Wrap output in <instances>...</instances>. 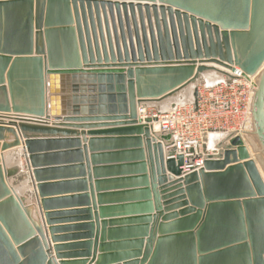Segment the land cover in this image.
Listing matches in <instances>:
<instances>
[{"label":"water","instance_id":"95a60500","mask_svg":"<svg viewBox=\"0 0 264 264\" xmlns=\"http://www.w3.org/2000/svg\"><path fill=\"white\" fill-rule=\"evenodd\" d=\"M235 69L258 74L257 160L230 135L181 174L138 109ZM95 126L108 129L78 139ZM21 145L27 207L2 155ZM60 157L74 162L45 166ZM76 184L83 195L53 199ZM78 198L86 209L53 208ZM0 264H264V0H0Z\"/></svg>","mask_w":264,"mask_h":264},{"label":"built area","instance_id":"2783aa9c","mask_svg":"<svg viewBox=\"0 0 264 264\" xmlns=\"http://www.w3.org/2000/svg\"><path fill=\"white\" fill-rule=\"evenodd\" d=\"M213 84L202 83L196 87V98L160 111L147 104L138 109L140 118L149 120L155 133L168 137L166 151H172L167 159L178 161L181 174L203 167L208 156H214L216 146L226 137L240 136L251 117L252 102L257 76H243L241 71H227ZM221 139L209 149L208 138Z\"/></svg>","mask_w":264,"mask_h":264},{"label":"crops","instance_id":"0c3cea01","mask_svg":"<svg viewBox=\"0 0 264 264\" xmlns=\"http://www.w3.org/2000/svg\"><path fill=\"white\" fill-rule=\"evenodd\" d=\"M203 78H201L198 81L197 85L205 83ZM183 91H184V89L182 91H180V92H183ZM178 98L179 99L182 98V100H184L183 96L181 97V94H180V96ZM183 102H186V101H183ZM176 103L174 101L171 104V108L173 106L177 105ZM150 105H154L157 108L161 107V104H159V103H152ZM52 122H53V118H50L49 123H52ZM78 125H81V124H78ZM85 125H87V124H85ZM91 125H95V124H91ZM88 127H91V126H88ZM102 129H108V128H98V127L95 126V127L87 128V129H78L76 131L78 132V134H80L79 135L80 137L78 139L82 142L84 138L86 140L91 139L90 137L87 136L88 133H90L92 131H101ZM82 135H84V136H82ZM46 137H54V136H46ZM62 137L63 136H61V135H56L55 138H52V139H57V138H62ZM5 139L9 143V142H11L14 139V137L7 135V137ZM97 139H102V138H97ZM165 142H167V140ZM102 144L103 143H99V142H97L95 144L97 147H99V146L101 147V148H97L95 150V151H98L99 154L101 153V151H109V150H112L115 147H117L115 145V146L107 149V148H102ZM83 146H85L87 148V156H88V160H89L90 153H89V149H88V144H82V147ZM63 148H68V146L46 145L40 150V152H43V153H54V151H61V152L62 151H64V152L71 151V149H63ZM22 149H23V146L21 145L18 148H14V149H11L9 151H6V152L2 153V155L4 157L5 168L8 171H12L13 172V175L9 178L8 183L14 189L16 195L19 198H21L22 200L25 199L24 205L27 207V205H29V204L33 205L34 202L30 201L29 197H28V193H31L32 188H31V185H30L29 180H28L27 170L25 169V166H24V163H23ZM56 153H59V152H56ZM104 153H106V152H104ZM73 162H74V160L72 158H70V157H66V158L65 157H60L59 159H48V161L46 162L45 166L64 167V165H70ZM104 164L105 163H99L98 165H104ZM58 175H61V176L57 177L56 180H60L57 183L71 181L70 178L76 176L74 171H70V172H66L65 174H58ZM51 179H55V178H51ZM93 181H92V183H93ZM88 186H89V183H88ZM82 191H83V188L79 184H76V185H64L62 187L61 191L55 193V194H57V197H54L53 199L63 198V197L68 198V197H72V196H75V195H83ZM89 193H90V190L88 189L87 195H88V198H89L88 199L89 200V206H91L90 208H92L93 203H92L91 197L89 196ZM95 195H96V193H95ZM77 197H80V196H77ZM94 201H95V205L98 204V201H97L96 197H95ZM85 203L86 202H85L84 199L78 198L77 200L65 201L64 205L56 206V207H53V208L60 209L59 212L82 211V210L86 209L85 208L86 207ZM94 214H95V212L91 213L92 218H94ZM63 217L68 218V219L59 221V222H61V223H59L60 227H65L66 225H80V224L85 223V221H86L85 220L86 219V214L85 213H77V214H74V215H67V216H63ZM97 218L100 219L99 214H97ZM99 221L101 222L102 220H99ZM104 221H106V220H104ZM66 223H74V224H66ZM82 233H84V232H76V233L62 232L58 236L64 237V236H71V235H82ZM50 244H51L52 247L54 246L53 243H50ZM54 256L55 255L53 253L52 257H54Z\"/></svg>","mask_w":264,"mask_h":264},{"label":"bare ground","instance_id":"6f19581e","mask_svg":"<svg viewBox=\"0 0 264 264\" xmlns=\"http://www.w3.org/2000/svg\"><path fill=\"white\" fill-rule=\"evenodd\" d=\"M221 76H222V74H220V73H218V72H215V71H207V72H205V73H203L202 74V76L200 77V79L201 78H203L204 79V81H205V83L206 84H213L214 82H216V81H218L219 79H221ZM256 76H257V84H258V74H256ZM199 79V80H200ZM198 80V81H199ZM194 87H196V85L195 84H193V85H191L190 87H187L186 89L184 88V91L183 92H180V91H178L177 93H178V95H177V93H175V94H173V95H171V96H169V97H167V98H165V99H163V100H161V101H159L158 103L159 104H166L165 106H170V108H171V104L175 101V103L177 102L178 104H181L180 102H182L183 103V101H185V100H190V101H192V98L193 97H191L192 95H193V91H194ZM256 87H257V85H256ZM182 91V90H181ZM185 93V94H184ZM180 94H181V97L183 96V98L185 99V100H183L182 101V98L181 99H179L178 97L180 96ZM184 94V95H183ZM167 99V100H166ZM169 103H167L166 101ZM163 101V102H162ZM153 103H156V102H153ZM176 103V104H177ZM150 104H152V103H150ZM168 104V105H167ZM164 106V107H165ZM162 108V107H161ZM169 108V107H168ZM163 109V108H162ZM168 110V109H167ZM251 125V126H250ZM250 129H253V119H252V117H250L249 119H248V121H247V124H246V127H245V130H244V133H251L249 130ZM251 135V134H250ZM221 138L220 137H218V136H216V135H211V136H209V138H208V147H209V149H212L215 145H216V143H217V141L218 140H220ZM213 149H218V146H216V148H213Z\"/></svg>","mask_w":264,"mask_h":264},{"label":"rangeland","instance_id":"374dc122","mask_svg":"<svg viewBox=\"0 0 264 264\" xmlns=\"http://www.w3.org/2000/svg\"><path fill=\"white\" fill-rule=\"evenodd\" d=\"M198 84V82L195 84V85H197ZM190 87V86H189ZM195 88V87H194ZM177 95H178V93H177ZM191 97H193V95L191 96ZM185 100V99H184ZM164 101V100H163ZM162 101V102H163ZM183 101V100H182ZM185 101H188V102H190V100L188 99V100H185ZM156 103H158V102H156ZM168 103V102H167ZM180 103H182V102H180ZM169 104V103H168ZM167 104V105H168ZM178 104V103H177ZM166 104H162L161 103V107L163 108H161V107H158V109L160 110V111H163V110H167V109H170V106H165ZM165 106V107H164ZM251 126V125H250ZM250 132L251 131H254V129H250L249 130ZM242 137L243 138H245V144H246V146H247V148H248V150H249V152H250V154H251V156L254 158V159H256L257 160V155H258V153L257 152H255V148H259V144H258V142H257V140H256V137L254 136V135H250V134H247V133H244L243 135H242ZM248 140V141H247ZM218 154V150H216L215 151V153H213V155L214 156H216ZM261 169V168H260Z\"/></svg>","mask_w":264,"mask_h":264}]
</instances>
